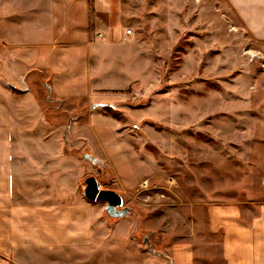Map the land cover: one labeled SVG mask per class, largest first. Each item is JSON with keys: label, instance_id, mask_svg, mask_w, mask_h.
<instances>
[{"label": "rangeland", "instance_id": "1", "mask_svg": "<svg viewBox=\"0 0 264 264\" xmlns=\"http://www.w3.org/2000/svg\"><path fill=\"white\" fill-rule=\"evenodd\" d=\"M114 2L119 12L111 18L121 32L129 28L132 33L119 42L101 27L93 29L89 22L90 37L98 44L94 52L108 58L102 65L109 68L100 76L102 83L128 84L120 91L103 92V105L89 110L78 102L75 107L79 117L94 112L95 130L101 126L104 134L110 126L106 118L114 120L123 150L137 163L138 178L130 186L122 185L112 169L95 161L81 177L79 188L86 176L93 175L101 187L121 190L123 206L129 212L122 217L102 212L109 230L126 229V245H118L121 248L133 241L135 248L138 243L150 252L151 261L171 264L169 252L190 240L194 264H224L218 234L207 230L205 210L231 199L262 198L261 45L226 0ZM92 3L88 0L90 19ZM45 105L49 116L60 102L47 95ZM90 130L89 126L85 130L88 136H92ZM79 144V153L92 155L87 144ZM119 218L123 224H118ZM113 242L111 239L110 248ZM110 255L117 263L128 264L129 256ZM69 257L74 256H64L61 264L68 263ZM75 257L78 264L91 261V256ZM137 257L147 260L144 255H131L130 259ZM15 258L39 264L55 256L45 257L35 250ZM102 258L98 254L94 261Z\"/></svg>", "mask_w": 264, "mask_h": 264}, {"label": "crops", "instance_id": "2", "mask_svg": "<svg viewBox=\"0 0 264 264\" xmlns=\"http://www.w3.org/2000/svg\"><path fill=\"white\" fill-rule=\"evenodd\" d=\"M226 2L264 57V0ZM116 6L114 0H93L90 19L88 0H0V264H25L15 257L35 250L55 256L39 264H61L64 256H74L66 264H78L77 255L91 256L85 264H120L110 253L129 256L128 264H156L138 243L137 248L133 241L118 246L126 245V229L109 230L102 214L105 203L87 200L84 186L79 188L95 162L85 155L112 169L122 185L138 178L137 163L123 150L114 120L106 118L110 126L104 134L101 126L95 130L94 112L80 115L79 122L75 107L78 102L89 110L103 105V92L128 84L102 83L108 58L94 52L98 44L90 37L89 22L113 40L125 41V31L111 18L118 15ZM262 75L264 79V68ZM47 95L60 102L49 116ZM88 126L92 136L85 132ZM80 141L92 155L79 153ZM262 198L231 199L206 208L207 230L218 234L224 264H264ZM117 222L123 224L121 218ZM172 250L171 264H194L190 240ZM98 254L103 258L95 262Z\"/></svg>", "mask_w": 264, "mask_h": 264}, {"label": "water", "instance_id": "3", "mask_svg": "<svg viewBox=\"0 0 264 264\" xmlns=\"http://www.w3.org/2000/svg\"><path fill=\"white\" fill-rule=\"evenodd\" d=\"M92 161L95 158L85 155ZM84 197L92 202L105 203L104 210L111 217H122L129 212L128 207L123 206V198L119 192L110 188L101 187L99 181L93 176L88 175L84 178ZM146 238H144V241ZM148 245L149 242L147 243Z\"/></svg>", "mask_w": 264, "mask_h": 264}, {"label": "built area", "instance_id": "4", "mask_svg": "<svg viewBox=\"0 0 264 264\" xmlns=\"http://www.w3.org/2000/svg\"><path fill=\"white\" fill-rule=\"evenodd\" d=\"M125 33H126V35H129L130 33H132V30H131V29H129V28H127V30H126V32H125ZM97 34H98V36H99V37H101V36H102V33H101V32H98ZM257 57H258V55H257ZM263 60H264V58H263Z\"/></svg>", "mask_w": 264, "mask_h": 264}]
</instances>
